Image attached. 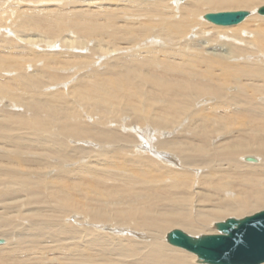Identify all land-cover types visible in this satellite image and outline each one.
I'll return each instance as SVG.
<instances>
[{"label":"bare ground","instance_id":"1","mask_svg":"<svg viewBox=\"0 0 264 264\" xmlns=\"http://www.w3.org/2000/svg\"><path fill=\"white\" fill-rule=\"evenodd\" d=\"M10 1L34 4V0ZM51 1L52 6L62 4L71 9L32 10L33 24L48 35H63L68 24L72 32L95 33L124 17L121 38L128 45L122 44L120 51H116L120 44L115 45L110 59L96 64L99 69L111 66L115 70L116 64L111 61L120 59L115 79H103L108 68L86 71L70 80L74 91L81 86L75 97L77 103H82L78 105L81 111L85 108L87 114L82 111L81 116L74 105L62 115V102L68 101L56 94L59 102L53 99L52 105L47 99L30 103L27 108L33 109L35 119L33 114L28 117L11 112L0 123V132L10 135L16 149L13 151L19 155L8 166L10 186L4 178L0 192L24 201L30 186L36 196L32 209L39 219L37 236L25 248L15 247H23L21 241L30 237L22 232L30 228L25 227L18 235L0 231V264H204L196 263V254L168 242L167 235L173 230L170 228H182L192 236L215 234L220 232L215 228L220 222L217 220L227 216L244 218L260 212V208L264 210V17L251 15L250 10L258 4L263 6L264 0H115L118 6H124L117 9L106 4L111 0ZM236 8L249 9L246 11L251 16H246L245 23L216 31L203 19V14L210 11H238ZM107 9L114 11H107L106 17ZM206 33L223 43L216 42L215 47L205 46L202 50L194 38ZM227 47L230 54L220 52ZM128 48L133 52L122 53ZM231 53L234 56L228 63ZM63 55L78 56L72 52ZM180 57V61L175 59ZM52 61L56 62L55 58ZM125 64L133 67L121 69ZM163 64L168 73L159 74L157 68ZM52 71L47 69L44 74L49 75V80H57ZM226 83L233 85L229 88ZM108 109L120 110L121 115L132 113L139 120L124 124L119 121L121 126L116 129L102 125L98 119L95 121L99 126L95 127L85 120L91 117L90 110L96 116L100 110L105 114ZM101 118L114 122L106 115ZM117 129L137 131L123 135ZM37 131L40 134L29 140L28 134ZM44 132L53 140L45 138ZM88 138H92L91 144L84 143L89 147L65 142ZM130 141L136 143L127 144ZM96 143L100 146H93ZM112 145L116 148L110 151L113 154L105 155ZM32 146H42L58 158L60 171L51 178L52 189L45 186L41 174L48 177L43 171L53 164L44 156L41 161L28 157H40V149L20 157L25 147ZM85 153L94 154L78 160ZM6 155L9 156L1 154V163L8 158ZM197 168L199 172H190ZM13 177L24 183L22 188L13 182ZM48 199L68 209L64 225L56 220L40 222L41 203ZM100 221L117 227L120 234H94L101 240L96 241L99 245H90L84 252L89 242L84 239L81 245L75 239L98 231L101 227L96 223ZM69 226L72 230L65 231ZM127 229L137 230L138 234L121 254L114 240L122 242L120 236ZM65 234L70 235V241H64ZM76 244L78 248L74 249Z\"/></svg>","mask_w":264,"mask_h":264},{"label":"rangeland","instance_id":"2","mask_svg":"<svg viewBox=\"0 0 264 264\" xmlns=\"http://www.w3.org/2000/svg\"><path fill=\"white\" fill-rule=\"evenodd\" d=\"M38 1V0H37ZM40 1V0H39ZM36 3L34 0V4L31 2H15L12 4L13 1L10 0H0V59L5 60V62L0 63V123L3 121H6L8 117L6 116L7 114L12 115L11 112L14 114L18 113L23 116H28L31 117L33 114L32 108L29 111L30 107L29 105H32V101L36 100H44L47 99L49 105H52V100L55 99L56 101L59 102L58 97L56 94L59 95V97L62 99L64 97L67 98L68 103H66V100L62 105V108H65L63 110V114L65 115L67 112L70 111L69 107L70 106H75V111L77 113H80L81 116H83L81 113L82 111H85L87 114V109H82L78 105H82V103H77L78 98H76L75 92H78V89L81 87L79 84L77 89L74 91L72 88L74 86H71V79L78 76H81L83 72L86 71H92L94 69L98 70H107L109 66H106L102 69H99V64L101 61L104 60H109L110 59V54L115 51V45L120 44L119 49H116V51H120V48L123 45H128L125 40H122L121 38V27L122 24H125V18H121L119 21L114 20L113 26L105 27L103 30L101 29H96L95 33L89 32V33H82V32H72L71 25L68 24L66 26V32L61 35L57 34L56 37L48 35L46 31L40 28V26H37L33 24V17H32V10L35 8V11L37 9L45 10V9H65L70 11V7H64L62 4L58 6H52L51 3H53L51 0H41L42 2H46V4L39 2ZM139 1H144V0H139ZM89 0H85V3H88ZM109 7L112 9H117V7H122L124 6L120 5L119 6L116 4V1H109L108 3ZM38 5V7H37ZM49 5V6H48ZM51 5V6H50ZM258 7H255L252 10V14H256L260 17H264V15H261L257 12V9L262 5L258 4ZM37 7V8H36ZM55 7V8H54ZM57 7V8H56ZM76 7V5H75ZM77 7H81L78 6ZM70 8V9H69ZM112 9H107L105 10L106 14L105 16H109L107 11H114ZM238 10V8H236ZM64 10V11H65ZM234 10V9H231ZM249 10V9H245ZM226 11V10H224ZM123 11L120 12L122 15ZM218 12V11H216ZM211 13H205L203 14V19L205 22L210 23V29L211 30H216L220 29V27H230V26H220L217 24H214L208 20H206L205 15ZM249 15L248 17H250ZM244 19L242 22L247 20V18ZM240 22V23H242ZM239 23V24H240ZM245 23V22H244ZM232 25V26H237ZM243 26L245 24H242ZM238 28V27H237ZM242 28V26L240 27ZM231 30L235 28H229ZM124 30H127L125 28ZM224 31H227L224 30ZM61 35V36H60ZM58 36V37H57ZM128 35H125L127 37ZM202 36V37H201ZM206 37V38H205ZM209 39H208V38ZM197 45H202L199 46L202 50L205 51V46H210L211 48L215 47L214 44L216 42L223 43V41H220L217 38H212L210 37L209 34H198L195 36ZM204 39V40H203ZM201 40V41H200ZM203 41V42H202ZM135 41H133L134 43ZM202 42V43H200ZM205 42V43H204ZM212 42V43H211ZM227 42V41H226ZM209 43V44H208ZM59 44V45H58ZM18 45V46H17ZM209 48V47H207ZM179 49V48H178ZM142 50V49H141ZM183 53L185 49H182ZM225 51L224 55L230 54L229 48L227 47L226 49H221L220 52ZM74 53V55L78 56H66L63 55V53ZM133 51L128 48L124 49L122 53H132ZM229 52V53H228ZM53 53H60V54H53ZM78 53V54H77ZM227 53V54H226ZM116 54V53H115ZM114 54V55H115ZM55 55V56H53ZM120 55V53H119ZM14 56V57H13ZM22 56V57H21ZM231 58H229L228 63L231 62V59L233 58L234 54L231 53ZM16 57V58H15ZM55 58L56 62H53L52 60ZM7 59V60H6ZM126 60H132L131 58H125ZM178 59L179 61L181 60L180 58H175ZM120 59H113L111 62L116 64L115 70H113L110 66L108 72L103 75V79L106 77H112L116 78L117 77V67ZM22 63L28 64L25 65ZM165 64H163L162 68L158 67L157 71L159 74L162 73H168L164 72L165 71ZM10 68H7V67ZM30 66V67H29ZM197 66V65H196ZM196 66H192L193 68L196 69ZM129 67H133V64H125L121 65V69L126 68L128 69ZM200 68V67H199ZM50 69L52 73L55 75L57 80L51 78L50 80L47 78L49 75L44 74L45 70ZM52 69V70H51ZM23 70V71H22ZM79 70V71H77ZM135 71V70H134ZM43 72V73H42ZM77 74V76L75 75ZM75 75V76H74ZM136 78L141 79L142 76H139V74H134ZM172 75V74H169ZM33 77V78H32ZM37 77V80H36ZM89 77V76H88ZM126 77H129L127 75ZM39 78V80H38ZM41 81V82H39ZM73 85V84H72ZM227 87H231L233 84L232 83H226ZM206 86H209V83L206 84ZM148 89L147 87H145ZM50 90V91H49ZM52 93L48 97H44L43 93L51 92ZM80 93L83 91L80 90ZM63 95V96H62ZM74 96V97H72ZM69 99V100H68ZM71 99V100H70ZM214 99V98H212ZM74 102H73V101ZM19 101V102H18ZM215 102V99L212 100L211 103ZM60 104V103H59ZM68 104V105H67ZM29 109H28V108ZM91 119L90 118H85L87 123L93 124V126H99L96 124L97 121L95 119H98L102 125L109 126L111 128H118L121 125L118 124L119 121H121L123 124L124 122H138L139 118L135 116L132 113H128L126 115H121V111H110L109 109L105 114H103V110L99 111L98 115L93 116L92 114L94 113L93 110L91 112ZM34 115V114H33ZM113 120V123H110L109 120L107 119H102L101 117L105 116ZM78 116V115H77ZM36 116L34 115V119ZM39 118V117H38ZM84 119V118H83ZM137 119V120H136ZM121 123V124H122ZM190 124V123H189ZM140 127V126H138ZM3 129V128H2ZM119 130V129H117ZM122 130V131H120ZM119 131L123 135H128L131 133H135L136 131L134 130H129V129H120ZM1 131V129H0ZM26 131V130H25ZM23 130V132L25 133ZM30 131V130H28ZM6 132V131H5ZM5 132H0V156L1 154L8 153L9 156H5L7 158L3 163L0 162V181H3L4 178H6L5 181L9 182L11 180L10 178V170L8 169V166L11 163V160L14 159V157H18L19 155L16 154L14 151L16 150L13 147L12 141L10 139V135ZM21 132V131H20ZM41 132V131H40ZM40 132H35L33 134H28L29 140L33 139V137H37L36 135H39ZM42 134V133H41ZM48 134L47 132H44L43 135H45V138L51 139L52 135H49V137L46 136ZM6 135V137H5ZM4 137V139L2 138ZM32 137V138H31ZM160 137H162V133L160 134ZM220 136L217 137V140L219 139ZM92 139V138H90ZM88 138L87 140H76V142H67L66 143H71L72 145L76 147H82L80 146L82 143L87 141V144H91V141ZM70 140V139H69ZM8 141V142H7ZM136 142L130 141L127 144L132 145ZM182 144H186V142H181ZM70 144V145H71ZM85 144V143H84ZM192 144V143H189ZM17 146V145H16ZM86 147H89V145H86ZM92 146V145H91ZM93 146H100L99 144H94ZM38 148L40 149V157L37 154H28V157L33 158L35 160L40 159L42 156L47 158V160L53 164L49 169L44 170L48 177L44 176L41 174V177L45 181V186L49 189L53 188V184L51 183V178L54 173L60 171V167L57 165L58 163V158L56 155L47 149H45L42 146H32V147H25L24 152L20 157H24L27 155V153H30L32 149ZM105 147H102V149ZM101 149V150H102ZM116 149L113 145L111 148L105 150V155H112L113 151L110 152L111 150ZM14 150V151H13ZM29 150V151H28ZM13 151V152H12ZM3 152V153H2ZM94 154V153H93ZM93 154H84L83 157H78V160H82L84 157L88 156L90 157ZM256 155V154H255ZM97 156V155H96ZM258 156V155H257ZM37 157V158H36ZM115 157V155H114ZM101 158V156L99 157ZM41 161V159H40ZM162 163L169 167L172 168L171 165L167 162ZM71 165L69 164L68 167ZM180 169V167H178ZM184 166H181V170H184ZM199 172L200 169L197 168V170L192 169L190 172ZM13 182L17 184L20 188H22L23 184L19 178L13 177ZM9 182V186H10ZM0 187H4L3 185L0 184ZM30 192L26 196L25 200H19L12 198L11 195H3L2 192H0V231L5 232V230H9V234L11 235H18L20 234L23 229L30 228L29 231H23L22 235L23 236H29L30 238L28 240L21 241L23 247H15L16 249L18 248H25L29 245H31V239H35L37 236V228L39 222L38 218H35L34 215V210L32 209L33 202L36 199V196L33 194L31 187L28 186ZM263 210V208H260ZM258 209V210H260ZM260 210V211H262ZM41 215H40V222L42 223H54V220L57 221L59 224L65 223V220L63 216L66 214L68 209H66L62 204L54 201L53 199H48V200H43L41 203ZM254 214V213H253ZM252 215V214H250ZM237 218L236 216H227L222 218L221 220L224 221L227 218ZM240 218V217H239ZM82 220V219H81ZM221 220H217L220 221ZM96 225H99L101 228L98 231L92 232V234L88 233H83L79 235L75 241L78 242V244H83L82 241L85 239L89 242L87 246H84V252L87 251V249L90 247V245H99V242L96 241H101L100 239H95L94 234H100L102 232H110V234L113 235H119L120 233L116 232V228L114 226H111L110 223H105L104 221H100L96 223ZM4 226V227H3ZM53 226H49V228H52ZM214 228V227H213ZM4 229V230H3ZM170 229H179L176 227H172ZM182 230V228H180ZM67 230H72V227L69 226L65 231ZM170 230H168L169 232ZM25 233V234H24ZM199 233V232H198ZM30 234V235H29ZM138 234L137 230H130L127 229L126 232L121 234V238H123L122 242H119L118 239H115V247L118 248V250L121 252L126 249V247H130L133 242H132V237L136 236ZM204 234V233H202ZM207 234V233H206ZM190 235V234H189ZM66 238L64 241H70L69 236L65 234ZM76 236V235H75ZM192 236V235H191ZM194 236H199L194 235ZM73 240V238L71 239ZM139 241H143L140 240ZM3 242V239H0V243ZM144 242H150L144 241ZM72 244V242H70ZM143 243V242H141ZM74 247V249H77V245ZM1 245V244H0ZM182 249V248H181ZM0 252H2V249L0 248ZM191 253V252H189ZM194 254V253H192ZM6 262H8L7 258H5ZM67 260V259H64ZM195 262V261H194ZM198 263V261H196Z\"/></svg>","mask_w":264,"mask_h":264},{"label":"water","instance_id":"3","mask_svg":"<svg viewBox=\"0 0 264 264\" xmlns=\"http://www.w3.org/2000/svg\"><path fill=\"white\" fill-rule=\"evenodd\" d=\"M258 13L264 15V5L258 8ZM248 15L249 11L238 10L209 13L205 18L226 26L238 24ZM215 228L220 232L197 237L174 229L167 240L196 254L198 262L204 264L264 263V210L244 218H227L217 222Z\"/></svg>","mask_w":264,"mask_h":264}]
</instances>
